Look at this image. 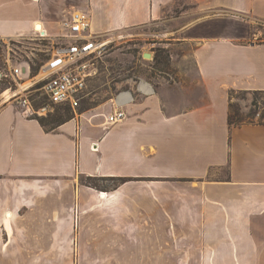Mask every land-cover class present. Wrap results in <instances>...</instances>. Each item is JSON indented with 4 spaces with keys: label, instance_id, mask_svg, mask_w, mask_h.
I'll return each mask as SVG.
<instances>
[{
    "label": "crops",
    "instance_id": "1",
    "mask_svg": "<svg viewBox=\"0 0 264 264\" xmlns=\"http://www.w3.org/2000/svg\"><path fill=\"white\" fill-rule=\"evenodd\" d=\"M186 1L0 0V40L38 25L65 36L78 12L99 36L171 20L166 47L191 46L195 72L178 67L177 86L141 81L112 126L115 98L52 131L0 98V264L64 242L73 252L75 236L80 264H125L141 239L148 264H264V125L228 122L231 92L264 91V42L252 41L264 0Z\"/></svg>",
    "mask_w": 264,
    "mask_h": 264
},
{
    "label": "rangeland",
    "instance_id": "2",
    "mask_svg": "<svg viewBox=\"0 0 264 264\" xmlns=\"http://www.w3.org/2000/svg\"><path fill=\"white\" fill-rule=\"evenodd\" d=\"M180 4L184 8H190L192 5L186 0H181ZM179 10L175 15L179 14ZM253 21V38L252 41L256 43L264 42V21L252 18ZM175 29L174 23L169 20L161 25H151L137 29L125 30L110 34L108 36H101L102 40L108 42L110 50L98 62L99 73L92 78L88 85V96L81 103L77 113L61 112L64 119L77 118L82 112L96 109L101 105L113 100L115 95L121 91L134 90L141 82H146L153 85L155 88L160 87L161 84H168L170 86H177L180 84L179 78L176 76L177 68L187 70L193 78L195 77L194 65L192 61L193 48L191 46H176L172 49H167L166 44H174L170 40L169 33ZM161 44V45H159ZM164 49L169 54V64L155 66L154 58L157 49ZM49 49L47 41H40L36 39L31 40H15L10 44H4L0 41V98L3 101V94L10 88L19 91L22 86L28 84L29 87L41 79V68L37 75L33 76L32 70L36 68L37 64H42L46 59V52ZM150 53L153 56L152 60L145 59L144 54ZM9 55L12 64L8 63ZM174 57V58H173ZM30 66V75H27V66ZM13 68H22L23 76L14 80L11 76ZM178 68V69H179ZM7 76V77H6ZM28 88V87H25ZM39 85L32 87V97L35 106H45L49 110V116H53L60 112L59 107H53L49 101L46 100L43 93L38 91ZM8 94L7 97L8 98ZM263 96L255 95V92L233 91L230 93L231 104L240 110L241 115L248 121L247 116L251 113L254 121H259L263 114V109L255 107L253 104L259 101ZM3 104V103H2ZM70 121V120H69ZM54 127V126H53ZM52 126L49 129L53 128ZM214 174V173H213ZM225 174V171H224ZM83 183H93L98 188L111 189L114 188L116 182L112 181H89L82 178ZM78 230V223H77ZM76 231V227H75ZM77 236L74 238V251L69 252L67 242L62 243L61 251L57 254L53 253H34L28 252L24 254L27 262L21 264H34L31 259L34 257H42L46 263L44 264H80L79 252L76 245ZM28 242L32 238H27ZM129 258L126 259L124 255L125 264H139V261H145L148 264L152 259L150 255H154L152 248L144 243L141 239L137 245L129 244ZM126 248V243H125ZM18 255V254H16ZM15 255V257H16ZM19 256V255H18ZM143 256V257H141ZM130 261V262H127ZM17 264V263H10ZM43 264V263H36Z\"/></svg>",
    "mask_w": 264,
    "mask_h": 264
},
{
    "label": "built area",
    "instance_id": "3",
    "mask_svg": "<svg viewBox=\"0 0 264 264\" xmlns=\"http://www.w3.org/2000/svg\"><path fill=\"white\" fill-rule=\"evenodd\" d=\"M64 29L67 34L57 38H49L41 30L35 29L36 37L31 39L47 41L49 49L46 52V60L41 66L42 77L34 85H39L38 91L43 93L54 108L64 106L77 113L81 103L88 96L90 81L99 73L98 62L108 53L110 46L101 36L93 34L90 17L84 12L73 14L64 23ZM0 41L10 44L15 40ZM11 61L9 55L8 63L12 64ZM26 66V73L30 75L29 63H26ZM23 72L22 68H13L11 76L16 80L23 76ZM33 86L19 91L8 89L3 94V104H15L20 113L27 118L47 117L50 113L48 108L42 105L35 106L34 100L31 99ZM130 91H121L115 95L117 110L107 118V124L110 126L120 124L126 119L123 106ZM6 94L9 95L8 98Z\"/></svg>",
    "mask_w": 264,
    "mask_h": 264
},
{
    "label": "trees",
    "instance_id": "4",
    "mask_svg": "<svg viewBox=\"0 0 264 264\" xmlns=\"http://www.w3.org/2000/svg\"><path fill=\"white\" fill-rule=\"evenodd\" d=\"M154 62H155V66H161V65H167L168 66V64H169L168 51L161 49V48L157 49L156 50V56L154 58ZM42 64H37L36 68H34L32 70L33 76L37 75ZM125 91H130V90H125ZM255 95L263 96V98L261 100L256 101L253 104L255 107H259V105H260L261 108L263 109V114L261 115L260 120L254 121L252 118L254 116V114L251 113L247 116L248 121H246L245 118H243V116L241 115L240 110L237 109L236 106H234L233 104L230 103L229 117H228V122H229L230 127H241V126H245V125H264V91H255ZM59 108H60V112L56 113L53 116H49L48 118H37V120L39 121L41 126L46 131H52V130L56 129L58 126H60L64 123L68 122L69 120H71V118L64 119V116L62 115L61 112H70L72 110L70 108L64 107V106H60ZM51 126L52 127L54 126V127L52 129H49V127H51ZM86 179L89 181H112V182H116V185L114 186V188H116L119 185L124 184L128 181L126 179H117V178H102V179L101 178L100 179L86 178ZM87 185L90 187L99 189L96 185H94L91 182L88 183Z\"/></svg>",
    "mask_w": 264,
    "mask_h": 264
},
{
    "label": "water",
    "instance_id": "5",
    "mask_svg": "<svg viewBox=\"0 0 264 264\" xmlns=\"http://www.w3.org/2000/svg\"><path fill=\"white\" fill-rule=\"evenodd\" d=\"M144 58H145V59L152 60V59H153V56H152V54H150V53H146V54H144Z\"/></svg>",
    "mask_w": 264,
    "mask_h": 264
},
{
    "label": "bare ground",
    "instance_id": "6",
    "mask_svg": "<svg viewBox=\"0 0 264 264\" xmlns=\"http://www.w3.org/2000/svg\"><path fill=\"white\" fill-rule=\"evenodd\" d=\"M37 29H38V30H41V26L38 25ZM42 30H43V29H42ZM29 85H30V84H28V85H26V86L24 85V86H22V87H23V88H25V87H29ZM6 95H7V94H6ZM101 196H102V198H105V197H106L105 194H102Z\"/></svg>",
    "mask_w": 264,
    "mask_h": 264
}]
</instances>
